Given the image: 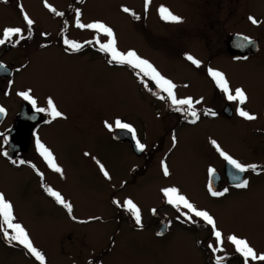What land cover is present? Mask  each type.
I'll use <instances>...</instances> for the list:
<instances>
[{
    "label": "rangeland",
    "instance_id": "obj_1",
    "mask_svg": "<svg viewBox=\"0 0 264 264\" xmlns=\"http://www.w3.org/2000/svg\"><path fill=\"white\" fill-rule=\"evenodd\" d=\"M56 1L63 3V0ZM184 2L150 0L146 10L145 0H83L79 19H82V23L103 22L112 28L120 52L135 51L161 75H170L169 78L177 82L174 92L189 94L206 104V80L194 72L198 68L193 63L178 57L169 48V44L180 43L176 31L178 26L166 29L163 22L159 21L161 17L158 9L161 6L180 14ZM228 2L235 5L231 10H221L220 15L224 19H220L225 21L220 22L219 26L225 27L227 31L239 30L243 25L240 15L245 0H221V3ZM2 6L0 3V21L1 14L6 13ZM124 7L129 8L130 12L125 13L122 10ZM254 12L260 27L249 29V34L262 33L264 37V8L259 7ZM195 16L196 10L193 8L186 23L195 25L196 20L192 19ZM193 32L191 28L190 34ZM77 33L80 34V45L85 40L91 41L90 52L86 53L82 48L81 53L68 54L60 47L35 48L29 53V67L26 68L29 70L21 73L16 80V85H26L45 108L50 98L62 113L61 117L55 118L48 127L42 129L40 135L61 171L50 168L44 158L41 163L43 179L48 188L60 193L72 205L69 214L62 204L54 207L43 200L35 191L38 185L36 175L30 170L12 168L13 165L0 150V193L13 205V211L24 225L39 229L43 233V240L50 242H54V238L48 237L52 234L48 227L58 225V237L66 247L70 246L68 233L73 232L74 236H78L77 231L84 230L89 233L87 244L100 251L98 258L105 264H204L197 245L198 239L180 228L173 227L163 237H158L150 227L134 229L128 222L116 220L117 210H126L133 215L123 204L126 199H130L140 210L141 224H149L153 213L161 216L168 209L177 210L166 202L161 191L163 188L175 187L197 209L200 204L208 206L222 224L218 223L222 239L230 231H235L249 235L257 250L264 249L262 185H255L252 179L247 190L236 195L233 200L208 199L204 165L207 157L201 147L207 145V135L214 129V119L185 126L178 133L177 143L166 157L170 172L166 177L159 168L161 158L165 155L167 137L162 138L159 145L151 143L150 131L154 129L151 114L155 109L145 90L138 88L141 84L136 79V71L140 70L115 61L110 63V55L99 50V45L108 40L103 33L85 28H78ZM182 35L184 44L196 39L191 37L185 40L187 35ZM209 45L213 48V55L218 53L208 60L209 68L221 69L232 86L240 85L247 96L245 105L263 121L264 55L260 53L246 61H232L222 57V41H210ZM193 56L200 64L206 63L208 59L206 54L199 52ZM157 113L163 111L159 109ZM117 119L135 129L136 139L146 146L144 151L155 146L149 155L152 156L151 163L139 171L140 175L137 170L146 154L138 156L128 142L113 137ZM160 119L157 118L159 122ZM105 122L111 128L106 127ZM221 122V127L226 129L229 121ZM226 131H229V127ZM229 134L226 132V135ZM226 137L228 139L222 132L217 133L216 143L221 147L226 146L229 143L222 140ZM155 138L161 139L158 135ZM101 166L108 173L107 177L101 171ZM260 177L255 178V181ZM48 210L60 216L59 220L56 219L59 224L52 222L55 214L52 215ZM182 210L187 209L181 206L179 211ZM70 215L69 221L67 216ZM212 239L215 240V237ZM2 242L0 240V264H32L22 259L20 253L9 252ZM89 246L84 245L83 248ZM64 259L59 255L54 259V264H62Z\"/></svg>",
    "mask_w": 264,
    "mask_h": 264
},
{
    "label": "flooded vegetation",
    "instance_id": "obj_2",
    "mask_svg": "<svg viewBox=\"0 0 264 264\" xmlns=\"http://www.w3.org/2000/svg\"><path fill=\"white\" fill-rule=\"evenodd\" d=\"M82 1L83 0H63V3H58L56 0H47V2L57 11L64 13L63 16H56L53 12L45 8V0H0V3L3 4L2 9L6 10V13L3 12L1 14L0 39H4L3 29L6 27L21 28L22 31L20 35L25 37L24 39H20L19 35H13L6 39L4 44L0 45V65H3V67H0V108L4 109V112L0 114V150L5 159L13 165L12 168L30 170L36 175L38 178V185L35 191L38 195L40 194L39 196L41 198H44H42L43 200L47 201L54 207H60L61 204L57 203L55 197L50 196L46 191L48 186L43 179L41 163V160L44 157L37 150L36 145L37 139H39L44 145L40 136L42 129L48 127L54 119H52L47 112H37L28 100H25L22 96L18 95L20 92H28L36 101V107L45 108L44 104H41L38 101L34 94L28 90L26 85H16V80L20 77L21 73L29 70L26 69L29 67V53L33 52L35 48L41 49L50 46L60 47L68 54L77 52L81 53L82 48H84L83 51L86 53L92 50L91 41L88 40H85V42L81 44L82 47L75 51L64 43L65 40L74 41L76 43L81 40L79 37L80 34L77 33L78 27H76L75 13L76 10L80 8V3ZM233 5H235V3H221V0H185L183 5L184 9L180 14L173 13L170 9L173 14L181 17V22L177 23L162 19L159 20L163 22L166 29L171 26H178L176 31L178 32L177 36L180 43L178 45H174L173 43L169 44L170 50L175 52L178 57L186 58L188 55L194 57L193 54L196 55V52H199L202 55H207L208 59L206 63H201L199 67L195 65L198 69H194V72L200 78L206 80L205 97L207 100L206 104L204 102H200L199 104L194 103L193 106L199 117L196 119L195 123H191L190 120H188L190 114L186 113L188 108L187 105L180 106L181 111H176V106L167 98V93L159 89L155 82L149 77L144 76L142 72L136 71V79L138 84H141V87L138 88H143L145 90V93L152 99V105L155 109L154 113L151 114L154 122V129L150 131L151 143H154L155 146L159 145L160 140L162 141V138L167 137L165 155L161 158L165 163L166 157L172 153L177 143L176 136H178V133L185 126L196 125L205 121V119H214V129L211 134L209 133V135H207V145L201 147L205 151V157H207L206 164L204 165L207 171L206 187L209 195L208 199L210 201L220 199L233 200V198H236V195L247 190L252 183V179L254 180L255 185H262L264 187V181L262 180V177H264V120L261 121L258 115L248 108L245 103L239 104L238 101H229L226 99L225 94L216 86L213 78L208 74L210 64L208 60L218 54L215 53V55H213V53H211V49L213 48L209 45L210 41H219V43L222 41V57H227L232 61H246L250 57H254L260 53L264 55L263 34H249V29H259L258 27H260V21L256 18L257 15L254 10L259 7H262L263 9L264 0L261 2L245 0L243 4V13L240 15L243 25L239 30L227 31L225 27L219 26L220 22L225 21L221 20L224 19V17H222L220 13L222 9L231 10ZM20 6L23 7L29 18L34 21L30 35L28 26L23 19ZM193 8L196 10V16L192 19L196 20V24H192L191 26L186 23V18H189L188 16ZM249 16L254 17L258 23L253 24L249 20ZM80 22L82 23V19H80ZM88 23L89 21H86L84 24ZM194 26H196V30L193 28ZM191 28L194 31L192 34H190ZM88 30L90 31V29ZM182 34L187 35L185 40L191 37L196 39H194L193 42L184 44L185 41ZM229 35H240L256 41L255 45L257 46V50L254 53L243 57H234L233 55H230L225 48V41ZM222 36L223 39H221ZM17 40H19L18 43L16 42ZM217 52H219V50ZM186 60L188 59L186 58ZM213 70L221 72V69H218L217 67H213ZM162 76L171 80L175 85L177 84L176 81L169 78L170 75L166 74ZM229 86L233 94L236 88H241L240 85L232 86L230 83ZM174 93L177 99L190 97L193 102L197 101L189 94ZM161 97H163V99ZM238 107L255 115L256 119L246 120L239 116L237 114ZM159 109L162 110L163 113H157ZM206 112L208 114H205ZM212 113H215V115ZM159 117L161 118L160 122L157 120ZM221 121H229V131H226L228 127L226 129L221 127ZM225 122H223V124ZM117 129L119 128H116V130ZM221 132L224 133L225 136H228V139L226 137L222 138V140L229 144L224 147L220 146V149L243 165H256L257 167L255 170L248 168L246 172L239 173L227 163V161L216 150V147L211 143L213 140L216 141L217 133ZM226 132H229L230 134L226 135ZM157 135L160 136L161 139L156 140L155 137ZM173 137H175L176 140L175 145H173ZM25 143L26 147L24 146ZM15 145H18L19 148H16ZM155 146H151L147 151H144L146 148L145 146L142 151L143 153L138 155L140 157L145 156V158L143 157V162L140 165L139 170H137L139 175L141 174L139 171L147 168V165L151 163L152 156L149 157V155L154 151ZM12 148L17 150H13ZM4 153H7V155H4ZM21 160L25 161V163L20 164ZM226 165L230 166L228 172L225 171ZM210 168L214 169V172L217 173V180L213 184L212 187L214 188L212 189L214 191H223L227 188L228 192L225 193V195L214 197L210 194ZM160 169L162 168L160 167L159 170ZM259 176H261L259 180L255 181V178ZM234 177H239L240 180H247L249 182L248 187L236 188L234 184L237 180H235ZM199 210L207 211L216 221V227L219 230L220 225L222 224L219 220L217 221L215 215L211 212L208 206L200 204ZM49 211L52 212V215L55 214V219L52 220V222L57 223L56 219L59 220L60 216L51 210H48V212ZM182 213H186L187 217H191V219H187ZM115 215L117 221H126L134 229L146 227L152 228L158 237H163L173 227L180 228V230L185 231L198 239L197 241L199 242L197 245L204 264H216V257L223 258L220 261V264H244V257L235 251V247L229 241H224L227 240L229 235H236L238 238L245 239L257 254H264V249L257 250L255 248V243L249 235L240 234L235 231H230L229 235L223 237L224 240L220 246L222 250L214 253L213 250L209 248V244L215 246V240L212 239L214 235L211 226L207 225L203 219L195 217L192 213H189L188 210L178 211L176 209H168L166 210V213L161 216H156V213H153L149 224H141V222L140 224H137L134 215L126 210H117ZM13 216V222L21 224L28 233L33 246L44 256V264H54V259L59 255H62L65 258L62 264H105L104 261H100V258H98L97 254H99L100 251L94 250L87 244L89 233L84 230L77 231L78 236H74L73 232L68 233L70 234L67 236V238L70 239V246L66 247L60 242L58 237L56 228L58 225L48 227L52 233L48 237H53L54 243L49 240L44 241L43 233H41L39 229L35 230V227L29 228L27 225H24L14 211ZM71 216L72 215L67 216L69 221ZM218 223L220 225H218ZM57 224H59V222ZM162 226H164V232L161 234L157 233V230ZM4 228L8 230L11 235V230L7 229V225H4ZM0 240L3 241V246H5L9 252H18L22 259L28 260L32 264H40V261L29 253L27 249L18 242L6 239L2 232H0ZM58 243L60 246H58ZM84 245L89 247L83 248ZM82 249L84 252H82ZM101 254L103 255V252ZM249 264H264V261H253L249 259Z\"/></svg>",
    "mask_w": 264,
    "mask_h": 264
},
{
    "label": "snow or ice",
    "instance_id": "obj_3",
    "mask_svg": "<svg viewBox=\"0 0 264 264\" xmlns=\"http://www.w3.org/2000/svg\"><path fill=\"white\" fill-rule=\"evenodd\" d=\"M150 3V0H145V9L147 10L148 5ZM45 8H47L49 11L53 12L56 16H63L64 13L57 11L54 7H52L47 0L44 2ZM21 13L23 15V19L26 22L29 30V35L31 34L32 25L34 24V21L29 18L27 13L24 11L23 7L20 6ZM125 13L130 12V9L127 7H124L122 9ZM159 15L162 20L170 21V22H181V17L173 14L168 8L161 6L158 9ZM134 15V13H133ZM80 16L81 13L79 9L76 10V27L78 28H88V29H94L97 32H101L104 35L108 37V40L106 43H101L99 45V50L105 53H108L111 57L110 63L115 61L119 64H126L134 69H139L140 72L144 74V76L149 77L151 80H153L156 84V86L161 89L163 92L167 93V98L171 101L173 105L176 106V111H181L180 106L187 105L188 108L186 110L187 114H190L193 119L190 121L191 123H195L196 119H198L197 112L194 108V103L199 104L200 101L193 102L192 98H185V99H177L174 89L176 88V85L171 81L166 79L164 76H162L154 67L153 65L145 60L142 59L140 56L137 55V53L133 50H129L126 53L120 52L116 47V40L113 33L112 28L104 24L103 22H92L88 24H84L80 22ZM249 20L253 24H257L258 21L252 17L249 16ZM21 28L19 27H6L3 29V37L4 39H0V45L4 44L6 39L10 38L13 35H19L20 39H24L25 37L21 34ZM247 40L248 38H244ZM17 43L19 40L16 41ZM64 43L71 47L74 51L79 50L82 45L79 43H76L74 41L65 40ZM189 61H191L194 65L197 67L200 66V61L192 57L191 55H188L186 57ZM0 67H3V65H0ZM208 74L213 78L216 86L225 94L226 99L229 101H238L239 104H244L247 100L246 93L241 88H236L234 90V94L232 90L230 89L229 82L225 78L224 74L220 71L213 70L211 68L208 69ZM18 95L22 96L25 100H28L35 110L37 112H47L52 119H55L57 117H61L62 113L57 110L56 105L54 104L52 99L47 100V108H39L36 107V101L29 95L28 92H20ZM163 99V97H161ZM4 112L3 108H0V114ZM205 114H208L207 112ZM215 115V113H212ZM237 114L241 117H243L246 120H255L256 116L249 113L248 111L244 110L243 108L238 107L237 108ZM105 126L108 128H111V125L105 122ZM115 126L117 128L126 129L127 131L132 133V137L134 140H136V133L135 129L127 124L123 123L119 119L115 121ZM7 142V141H5ZM176 140L175 137H173V145H175ZM213 146L216 147V150L219 152V154L227 161V163L235 169L239 173H244L248 170V168H252L253 170L256 169V165H243L242 163L238 162L236 159L231 157L229 154L225 153L220 149V146L216 143V141H211ZM37 150L40 152V154L44 157L45 161L48 163L49 167L52 168L56 172H60V167L55 163L53 154L40 142L39 139L36 141ZM136 148L138 151H143L145 148V145L140 143L139 140H136ZM4 155H7V153H4ZM25 161L21 160L20 164H24ZM161 168L163 171V174L167 177L170 175L169 168L167 164L164 161H161ZM101 171L104 172V175L107 177L108 173L104 171L103 166H101ZM214 169H209V175H213ZM237 182L234 184L236 188H247L249 182L247 180H240L239 177H234ZM46 191L50 196L55 197L57 203L62 204L68 211L69 214L72 212V205L64 200V198L61 196L60 193L53 191L51 188H47ZM162 193L164 197L166 198V202L173 207L177 208V210H180V207L182 206L184 209H187L189 213H192L195 217H199L203 219V221L210 225L212 228V233L215 237V246L212 244H209V248L213 250V252L221 251V245L223 243L222 239V233L217 229L216 227V221L214 218L205 210H199L197 209L184 195L180 194L179 190L175 187H168L163 188ZM209 192L214 197H220L225 195V193L228 192V189L225 188L223 191H214L212 189V185H209ZM114 203H118L117 201H113ZM124 206L130 210L136 220L137 224H140V210L138 207L130 200L126 199L123 202ZM186 216L187 219H191V217H187L186 213H182ZM74 218V217H73ZM14 216H13V205L5 198V196L0 193V232L3 233L4 237L6 239H10L12 241L18 242L20 245H22L29 253H31L38 261H40V264H44V256L33 246L32 241L29 239L28 233L25 231V229L21 226L19 223H14ZM4 225H7V229L11 230V235L9 234V231L4 228ZM227 240L235 247V251L239 253L242 257H244V264H249V259L253 261H264V254H257L255 250L249 245L248 241L245 239L238 238L236 235H229L227 237ZM222 257H216V264H220V261L222 260Z\"/></svg>",
    "mask_w": 264,
    "mask_h": 264
},
{
    "label": "water",
    "instance_id": "obj_4",
    "mask_svg": "<svg viewBox=\"0 0 264 264\" xmlns=\"http://www.w3.org/2000/svg\"><path fill=\"white\" fill-rule=\"evenodd\" d=\"M245 37L240 35H229L228 38L225 41V48L230 53V55H233L234 57H243L248 54L254 53L257 50V46L255 45L256 41L251 39H244ZM193 117L190 115L188 116V120H192ZM113 137L121 142H128L130 144V147L132 151L140 155L142 151H138L136 148V143L132 137V133L127 131L126 129H118L113 133ZM16 148H19L18 145H15ZM26 147V143L24 144ZM13 150H17L15 148H12ZM230 169V166H225V171L228 172ZM217 173L214 172L213 175L210 177L209 184L213 186L215 181L217 180ZM214 188V187H212ZM164 232V226H162L160 229L157 230V233L161 234Z\"/></svg>",
    "mask_w": 264,
    "mask_h": 264
}]
</instances>
